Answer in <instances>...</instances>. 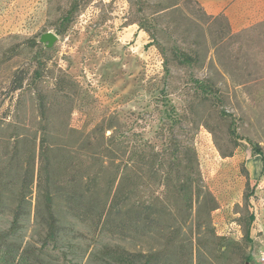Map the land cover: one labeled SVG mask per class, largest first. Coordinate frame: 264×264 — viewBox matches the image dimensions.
<instances>
[{"label": "rangeland", "instance_id": "rangeland-1", "mask_svg": "<svg viewBox=\"0 0 264 264\" xmlns=\"http://www.w3.org/2000/svg\"><path fill=\"white\" fill-rule=\"evenodd\" d=\"M48 32L52 45L41 40ZM182 52L199 64L182 63ZM210 86L219 91L201 100ZM40 94L58 105L57 128L91 129L117 113L145 139L193 145L218 202L208 220L224 264H264V0H0V154L14 132L36 133ZM251 215L246 241L239 218ZM10 222L0 216V264H114L105 245L160 246L157 236H97L82 225L71 248L43 245L42 226L13 234ZM188 250H177L179 264Z\"/></svg>", "mask_w": 264, "mask_h": 264}, {"label": "trees", "instance_id": "trees-1", "mask_svg": "<svg viewBox=\"0 0 264 264\" xmlns=\"http://www.w3.org/2000/svg\"><path fill=\"white\" fill-rule=\"evenodd\" d=\"M228 28L232 34L230 23ZM181 55L182 63L199 64L198 55ZM22 86L20 79L14 89ZM217 91L210 86L199 98L210 100ZM49 97H37L36 133L14 132L0 154V216H10L11 233L26 230L33 220L45 230L43 245L71 248L85 237L76 230L82 225L97 236L160 239L158 248L147 251L105 245L103 254L114 264H179L177 250L185 247L191 260L184 264H224L221 244L213 242L220 238L208 220L218 202L203 184L193 145L145 139L117 113L91 129L73 128L69 121L57 128L58 105ZM253 219L239 218L246 241Z\"/></svg>", "mask_w": 264, "mask_h": 264}, {"label": "water", "instance_id": "water-1", "mask_svg": "<svg viewBox=\"0 0 264 264\" xmlns=\"http://www.w3.org/2000/svg\"><path fill=\"white\" fill-rule=\"evenodd\" d=\"M43 42H49L51 45L57 40V36L51 32L44 34L41 38Z\"/></svg>", "mask_w": 264, "mask_h": 264}]
</instances>
